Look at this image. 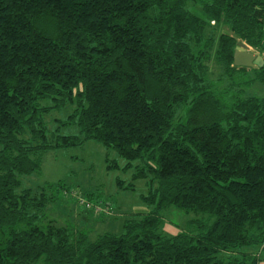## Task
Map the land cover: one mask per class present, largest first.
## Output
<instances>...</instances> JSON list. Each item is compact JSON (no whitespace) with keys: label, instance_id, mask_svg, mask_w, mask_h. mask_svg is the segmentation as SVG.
<instances>
[{"label":"trees","instance_id":"16d2710c","mask_svg":"<svg viewBox=\"0 0 264 264\" xmlns=\"http://www.w3.org/2000/svg\"><path fill=\"white\" fill-rule=\"evenodd\" d=\"M241 41L264 50V0H0V264L264 263V96L227 99L202 63L215 52L264 86V67H232ZM68 105L59 128L79 134L49 132L45 116ZM89 141L150 180L153 209L121 235L44 227L60 187L22 189L49 151ZM172 207L201 216L193 231L161 232Z\"/></svg>","mask_w":264,"mask_h":264},{"label":"rangeland","instance_id":"374dc122","mask_svg":"<svg viewBox=\"0 0 264 264\" xmlns=\"http://www.w3.org/2000/svg\"><path fill=\"white\" fill-rule=\"evenodd\" d=\"M208 31L210 35L218 32L220 37L222 33H229L230 29L227 26L215 25ZM239 43L248 45L242 41ZM248 47L249 51L264 58V50L259 51L249 45ZM202 59L207 73L204 83L213 86L214 90L227 96V99H231L230 96L235 97V93L243 98L264 96L262 84L257 81L251 86L246 84L250 79L257 78L253 71L246 70L245 75H239L237 72L236 75L230 76L226 65L218 62L215 52L210 58ZM232 67H235L234 64ZM45 105L51 106L52 103L46 102ZM187 109L188 104L182 105L177 110L178 115L184 117ZM73 110L74 108L68 105L46 115L45 122L49 132L55 133L59 129L61 135H78L77 126L59 128V121L66 120ZM115 160L119 161L117 153L94 141L80 147L49 151L43 158L41 172L21 179L22 189H30L35 195H39L41 187L46 185L60 187L59 190L53 187L48 191L49 203L38 223L44 227L54 223L58 227L80 231L91 240H96L105 234L121 235L125 230L126 219L149 214L153 207L144 201L143 196L149 193L147 184L150 180L133 182L132 172L125 173L118 168L110 169L109 163ZM132 183L134 187L131 186ZM64 187L65 189L61 190ZM83 202L92 205L88 208ZM161 214L164 221L161 232L171 237L180 232L193 231L194 229H189L190 221L201 217L174 207L163 210ZM245 251L254 253L257 257L261 253L253 249Z\"/></svg>","mask_w":264,"mask_h":264},{"label":"water","instance_id":"95a60500","mask_svg":"<svg viewBox=\"0 0 264 264\" xmlns=\"http://www.w3.org/2000/svg\"><path fill=\"white\" fill-rule=\"evenodd\" d=\"M234 66L238 68L259 69L264 67V58L249 51L245 44H239L234 54Z\"/></svg>","mask_w":264,"mask_h":264},{"label":"built area","instance_id":"2783aa9c","mask_svg":"<svg viewBox=\"0 0 264 264\" xmlns=\"http://www.w3.org/2000/svg\"><path fill=\"white\" fill-rule=\"evenodd\" d=\"M83 203H84V205H87L88 208H90L91 205H92V204H89V203H87V202H83Z\"/></svg>","mask_w":264,"mask_h":264}]
</instances>
